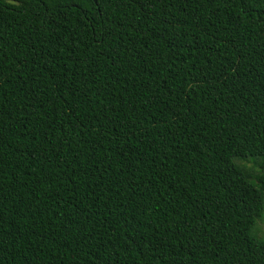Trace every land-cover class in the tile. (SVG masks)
I'll return each instance as SVG.
<instances>
[{"label":"trees","instance_id":"16d2710c","mask_svg":"<svg viewBox=\"0 0 264 264\" xmlns=\"http://www.w3.org/2000/svg\"><path fill=\"white\" fill-rule=\"evenodd\" d=\"M263 217L264 0H0V264H264Z\"/></svg>","mask_w":264,"mask_h":264},{"label":"rangeland","instance_id":"374dc122","mask_svg":"<svg viewBox=\"0 0 264 264\" xmlns=\"http://www.w3.org/2000/svg\"><path fill=\"white\" fill-rule=\"evenodd\" d=\"M241 164L245 165V167L248 168L252 174H258V170H256L254 168V166H253L252 163H250V162H244V163H241ZM261 223H264V217H263V219L261 221L257 222L256 227H255V230H254V233L258 237L264 238V230H261L260 227H259V225Z\"/></svg>","mask_w":264,"mask_h":264},{"label":"snow or ice","instance_id":"6c2138e0","mask_svg":"<svg viewBox=\"0 0 264 264\" xmlns=\"http://www.w3.org/2000/svg\"><path fill=\"white\" fill-rule=\"evenodd\" d=\"M259 227H260L261 230H264V223H261V224L259 225Z\"/></svg>","mask_w":264,"mask_h":264}]
</instances>
